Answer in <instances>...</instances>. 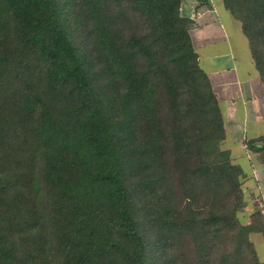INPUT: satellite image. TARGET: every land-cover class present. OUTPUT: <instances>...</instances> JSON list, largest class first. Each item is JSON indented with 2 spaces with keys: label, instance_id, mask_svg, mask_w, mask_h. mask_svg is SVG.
<instances>
[{
  "label": "trees",
  "instance_id": "obj_1",
  "mask_svg": "<svg viewBox=\"0 0 264 264\" xmlns=\"http://www.w3.org/2000/svg\"><path fill=\"white\" fill-rule=\"evenodd\" d=\"M222 1L264 84V0ZM181 5L0 0V264H264Z\"/></svg>",
  "mask_w": 264,
  "mask_h": 264
},
{
  "label": "crops",
  "instance_id": "obj_2",
  "mask_svg": "<svg viewBox=\"0 0 264 264\" xmlns=\"http://www.w3.org/2000/svg\"><path fill=\"white\" fill-rule=\"evenodd\" d=\"M220 2L210 0L209 7H199L196 0H186L182 14L190 20L189 35L199 65L208 75L221 107L226 135L223 143H227L231 157L234 153L232 160L235 158V163L243 168L242 164H250L251 155L255 159L258 156L246 148L245 142L264 132V84L240 22ZM259 165L264 170V163ZM252 177V183L259 181ZM258 184L264 208V176ZM260 237L258 245H253L259 260L264 262V237Z\"/></svg>",
  "mask_w": 264,
  "mask_h": 264
},
{
  "label": "rangeland",
  "instance_id": "obj_3",
  "mask_svg": "<svg viewBox=\"0 0 264 264\" xmlns=\"http://www.w3.org/2000/svg\"><path fill=\"white\" fill-rule=\"evenodd\" d=\"M214 1L218 4L221 3L220 2L221 0H214ZM185 4H186V0H182L181 8H183L185 6ZM233 17H234V15H233ZM240 25H241V23H240ZM226 145H227V143L226 142L223 143V141H222L220 146L222 149H226L227 148ZM233 155H234V153H232V157H231V154H230V157L233 158ZM249 160H250V164L252 161L251 165L250 164H248V165L242 164V166H244L243 167L244 169L242 168L243 174H244V177L242 178V187H243L244 198H245V207L243 208V211L239 214L240 219L246 223L249 222L248 217L254 210L255 201L259 202V204H260V201L262 200V199H260V196L258 194V188L260 187V185L258 183H260V177L264 176V170H261L260 168L257 167L262 162L261 156L258 155L255 159V157H252V155H251V158ZM232 161H233V163H235V158ZM249 165H250V167H249ZM252 176L256 177V179L259 180V181H257L258 183L256 181H254L253 183L251 182V179L253 178ZM260 236L261 235H259V234L251 233L249 238L253 243H255V245H258V242L260 241L259 238H261Z\"/></svg>",
  "mask_w": 264,
  "mask_h": 264
}]
</instances>
